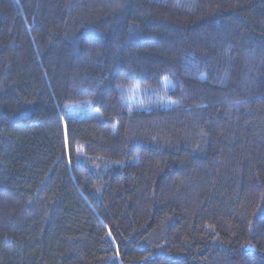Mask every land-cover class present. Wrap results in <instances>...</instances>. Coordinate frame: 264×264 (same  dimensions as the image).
I'll return each instance as SVG.
<instances>
[{"label": "trees", "instance_id": "obj_1", "mask_svg": "<svg viewBox=\"0 0 264 264\" xmlns=\"http://www.w3.org/2000/svg\"><path fill=\"white\" fill-rule=\"evenodd\" d=\"M0 264H264V0H0Z\"/></svg>", "mask_w": 264, "mask_h": 264}]
</instances>
